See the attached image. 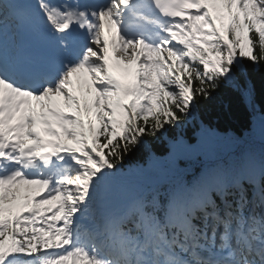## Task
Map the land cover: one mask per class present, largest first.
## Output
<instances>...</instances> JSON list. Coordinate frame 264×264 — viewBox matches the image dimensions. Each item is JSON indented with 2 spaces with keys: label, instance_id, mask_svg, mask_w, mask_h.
Instances as JSON below:
<instances>
[{
  "label": "trees",
  "instance_id": "trees-1",
  "mask_svg": "<svg viewBox=\"0 0 264 264\" xmlns=\"http://www.w3.org/2000/svg\"><path fill=\"white\" fill-rule=\"evenodd\" d=\"M262 13L264 16V7ZM251 18L253 24L250 23L247 36L238 19L231 29L233 37L239 33L235 48L242 57L241 64L230 56L220 39H215L212 47L195 53L191 61L183 62V69L191 76L197 112L167 93L165 102L155 114L139 118L138 130L129 120H126L125 129L117 124L111 137L104 128H93L95 143L103 150L112 169L139 170L146 179H163L148 192L142 208L153 220H157L170 196L180 189L189 194L192 186L194 197L190 199L200 202L204 198L205 169L209 171V177L231 182L242 181V168L249 163L257 169L264 168V31L256 15L251 14ZM209 55L214 56L215 63L224 71L230 70L236 80L218 73ZM252 105L261 120L256 119ZM200 122L212 128L207 141L200 135ZM151 151L157 161L151 158ZM242 184V190L235 188L228 196V202L247 207L245 199L234 201L232 198L238 197L239 193L247 197L248 188ZM84 200L78 206V212L89 224L96 214L88 203L89 197ZM7 244L5 236L0 241V250ZM32 251L31 244H26L23 254ZM0 264L8 263L0 258Z\"/></svg>",
  "mask_w": 264,
  "mask_h": 264
},
{
  "label": "rangeland",
  "instance_id": "rangeland-1",
  "mask_svg": "<svg viewBox=\"0 0 264 264\" xmlns=\"http://www.w3.org/2000/svg\"><path fill=\"white\" fill-rule=\"evenodd\" d=\"M261 2H264V0H250L251 5H253L255 7H256L257 4H259ZM217 22H218L219 26H217V27H215L214 25L211 26V31L209 32L207 39L211 36V34L215 33L217 30H219L218 27H221V28L225 27V24L223 23V21L221 19H218ZM149 58H150V62H151V65H149V67L153 65L154 68H157L156 75L159 76L160 80L162 82H165L166 84H169L173 88L175 87L176 90L181 91L180 79H179V77H176V76L172 75L171 66L169 65V61L164 59V57L159 56L158 53H157V56H155V54H150ZM156 65H157V67H156ZM77 67L78 68L81 67L83 70L86 71V73L88 75H90V71H88V68H86L87 69L86 70L80 64H77ZM73 72H74V69L71 71V73H73ZM67 78H69V77H67ZM67 78L65 76L62 79V81H61V84H62V86H64V88L66 87L65 84L67 83ZM66 88H70V87H66ZM54 90L61 91L62 88H57V89H54ZM70 90H71V88H70ZM182 95L183 94H181V96ZM112 97L109 98L108 105H110V101L112 100ZM181 100L183 101L182 98H181ZM75 140H76L75 138L71 137L69 139V143H70L69 145H72V143L75 142ZM100 180L101 179H100L99 168H95L94 169V174H93L92 177L85 176L84 174L83 175L79 174L74 179H72V184L74 185V187L77 190H80V191L85 190V191L94 193L95 188H96V184L99 183ZM28 184L29 183H22L21 182V183L17 184L16 186H14V190H19V189L22 190V189H24L25 191H27V193L31 192L33 190V188H29ZM111 200H112L111 197H107V198L104 199L103 202H109ZM181 201H182V196L180 194L179 197H178V201L176 203L179 204V202H181ZM2 204H5L6 207L11 206V204L6 203V202H2ZM67 205H68V198L66 199L65 203L61 205V207L62 206L66 207ZM3 222H4V219L0 220V224H2ZM211 231L215 235L214 238H216V239H218L217 236H218V234L220 232H222V234H227V233L233 232L231 229H228V228H222V230L219 233H218V231H215L214 228ZM205 236L207 237L206 234H205ZM64 249H65V252L69 253L68 249H66V246L64 247ZM239 255H240V253H239ZM90 264H92V262H90ZM232 264H233V262H232Z\"/></svg>",
  "mask_w": 264,
  "mask_h": 264
},
{
  "label": "bare ground",
  "instance_id": "bare-ground-1",
  "mask_svg": "<svg viewBox=\"0 0 264 264\" xmlns=\"http://www.w3.org/2000/svg\"><path fill=\"white\" fill-rule=\"evenodd\" d=\"M219 13V10H215L213 13H212V15H211V17H213V16H215V15H217ZM208 18V17H207ZM73 55L74 56H76V54H74L73 53ZM111 71H112V74H114L116 77H119L120 78V81L122 82L125 78H126V73H124V72H122L121 70H116V69H111ZM8 90V88H6V86L5 85H2V86H0V96H3V95H6L8 98H9V95L6 93V91ZM22 97V96H25V95H22V94H20V95H18V97ZM22 101V100H21ZM7 102H9V101H7ZM24 107H26V105H25V103L24 102H22V103H20L19 104V109H22V108H24ZM52 107L53 108H55V109H57V107L55 106V104L53 103L52 104ZM36 123H38V122H36ZM39 124V123H38ZM200 124L202 125V128L206 131V132H208L210 135H212V128L210 127V128H208V129H206L205 128V126L206 125H208L207 123H203V122H200ZM0 148H1V143H0ZM67 166H68V164H67ZM66 167V166H65ZM228 187V186H227ZM229 190H232V188H228Z\"/></svg>",
  "mask_w": 264,
  "mask_h": 264
}]
</instances>
